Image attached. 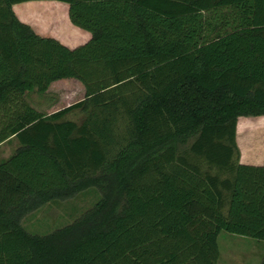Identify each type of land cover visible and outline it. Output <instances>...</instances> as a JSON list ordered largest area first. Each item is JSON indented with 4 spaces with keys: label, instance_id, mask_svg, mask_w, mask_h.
Wrapping results in <instances>:
<instances>
[{
    "label": "trees",
    "instance_id": "16d2710c",
    "mask_svg": "<svg viewBox=\"0 0 264 264\" xmlns=\"http://www.w3.org/2000/svg\"><path fill=\"white\" fill-rule=\"evenodd\" d=\"M37 1L90 40L18 21ZM65 84L82 99L45 115L26 101ZM261 116L264 0H0V145H19L0 162V264H217L221 232L264 244V164L235 161L237 119ZM91 187L104 197L75 228L95 227L73 244V228L20 226Z\"/></svg>",
    "mask_w": 264,
    "mask_h": 264
},
{
    "label": "rangeland",
    "instance_id": "374dc122",
    "mask_svg": "<svg viewBox=\"0 0 264 264\" xmlns=\"http://www.w3.org/2000/svg\"><path fill=\"white\" fill-rule=\"evenodd\" d=\"M53 2H28L15 6V11L25 14L28 25L41 37L55 36L60 38L65 35L66 29L58 20H65L66 6L44 5ZM38 5V6H37ZM14 12V9H12ZM37 13V14H36ZM15 14V13H14ZM50 15H56L58 24L53 27L50 24ZM16 16V14H15ZM17 18V17H16ZM20 21V18H17ZM73 27V26H72ZM71 30V28H70ZM72 31V30H71ZM81 42L79 35L76 36L74 44ZM72 44V45H73ZM80 46V45H79ZM77 47V46H76ZM83 97V89L75 84H65L53 87L51 93L38 95L35 93L26 95L27 103L41 114H49L63 106L79 101ZM57 104L53 109L50 107ZM86 118V112L82 109L67 114L63 120L75 122L81 125ZM122 127V128H121ZM125 129V124L120 125ZM194 133L189 134L181 150L186 149L194 140ZM237 164L261 166L264 164V116L261 117H239L237 119ZM19 148L17 141L13 138L0 145V162L11 157ZM104 197L98 187H91L78 193L74 198L58 200L44 204L40 208L25 213L20 220V226L31 235L43 237L62 229L75 228L79 220L87 217L96 208V205ZM122 206L121 201L117 204ZM116 209V206H115ZM94 225H89L83 231L72 229L70 234L63 238L64 243L73 244L82 235L91 230ZM218 247L220 257L217 264H259L264 253L261 242L250 238L233 236L221 232L218 235ZM256 244L258 246H256Z\"/></svg>",
    "mask_w": 264,
    "mask_h": 264
},
{
    "label": "crops",
    "instance_id": "0c3cea01",
    "mask_svg": "<svg viewBox=\"0 0 264 264\" xmlns=\"http://www.w3.org/2000/svg\"><path fill=\"white\" fill-rule=\"evenodd\" d=\"M38 2H40V1H38ZM28 3V2H27ZM19 5V4H18ZM44 5H64V4H60V3H57V2H53V3H50V4H44ZM15 6L16 5H14L13 7H12V9H14V13L16 14V17L17 18H20V22L21 23H23V24H25V25H27V26H29L28 25V22H27V20H29V19H27L26 17H25V14H23V13H21L20 11L17 13L16 11H15ZM38 6V5H37ZM64 6H66L67 8H66V15H65V20H58V21H60L63 25H65V29H66V32H65V35H63V36H61L60 38H58V37H53V36H49V37H46V38H51V39H54V40H56L58 43H60L61 45H63V46H65V47H67V48H75L76 46H79V45H82V44H85L86 42H88L89 40H90V38H91V35L89 34V33H87V32H85V31H82V30H80V29H78V28H76V27H74L71 23H70V21H69V17H68V6L67 5H64ZM37 14V13H36ZM54 16H56V15H50L47 19H49V21H50V25L51 26H53V27H55L57 24H58V21H57V18L56 17H54ZM73 26V27H72ZM70 28H71V30H70ZM32 29V28H31ZM33 30V29H32ZM35 32V31H34ZM37 35H38V33L37 32H35ZM77 35H79V38H80V40H81V42L78 44V45H75L74 46V44L73 43H75V41H76V36ZM40 36V35H39ZM41 37V36H40ZM44 37V36H43ZM73 44V45H72ZM263 246H264V244L263 243H261ZM256 246H258L257 244H256ZM261 259V258H260ZM261 261V260H260ZM260 261H259V264H260ZM258 264V263H257Z\"/></svg>",
    "mask_w": 264,
    "mask_h": 264
}]
</instances>
